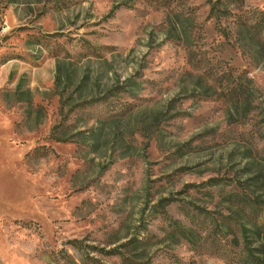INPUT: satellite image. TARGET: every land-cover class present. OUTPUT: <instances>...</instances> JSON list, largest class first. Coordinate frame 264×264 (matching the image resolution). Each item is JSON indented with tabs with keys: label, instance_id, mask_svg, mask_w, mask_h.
<instances>
[{
	"label": "rangeland",
	"instance_id": "rangeland-1",
	"mask_svg": "<svg viewBox=\"0 0 264 264\" xmlns=\"http://www.w3.org/2000/svg\"><path fill=\"white\" fill-rule=\"evenodd\" d=\"M0 0V264H264V0Z\"/></svg>",
	"mask_w": 264,
	"mask_h": 264
},
{
	"label": "trees",
	"instance_id": "trees-1",
	"mask_svg": "<svg viewBox=\"0 0 264 264\" xmlns=\"http://www.w3.org/2000/svg\"><path fill=\"white\" fill-rule=\"evenodd\" d=\"M221 1L224 0H215V2L211 4L210 12H213L216 9L217 4L220 3Z\"/></svg>",
	"mask_w": 264,
	"mask_h": 264
}]
</instances>
